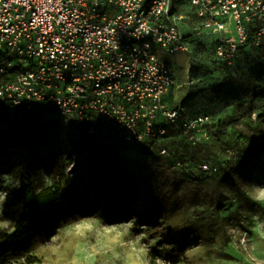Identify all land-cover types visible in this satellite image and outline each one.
<instances>
[{"label":"rangeland","instance_id":"rangeland-1","mask_svg":"<svg viewBox=\"0 0 264 264\" xmlns=\"http://www.w3.org/2000/svg\"><path fill=\"white\" fill-rule=\"evenodd\" d=\"M184 22L192 43L170 58L167 107L185 120L207 118L202 130L211 134L178 133L164 142L167 154L145 156L139 145L104 150L59 115L20 113L23 127L0 129V233H13L23 213L14 194L25 176L37 192L65 195L39 223L33 251L0 264H264V43L228 65L200 24ZM239 105L252 119L234 124ZM229 146L242 157H230ZM203 162L218 170L200 172Z\"/></svg>","mask_w":264,"mask_h":264},{"label":"built area","instance_id":"built-area-1","mask_svg":"<svg viewBox=\"0 0 264 264\" xmlns=\"http://www.w3.org/2000/svg\"><path fill=\"white\" fill-rule=\"evenodd\" d=\"M190 15L229 65L251 37L264 41V0H0V129L13 128L6 111L59 115L104 149L167 154L165 125L195 133L208 120L180 123L165 102L176 84L166 57L190 52Z\"/></svg>","mask_w":264,"mask_h":264},{"label":"trees","instance_id":"trees-1","mask_svg":"<svg viewBox=\"0 0 264 264\" xmlns=\"http://www.w3.org/2000/svg\"><path fill=\"white\" fill-rule=\"evenodd\" d=\"M191 18L200 24L199 20L193 16L190 15L189 18H187L185 21L191 20ZM185 23V22H184ZM188 23V22H186ZM206 36L213 37L218 42V37L210 34L203 33ZM184 35V34H183ZM185 39L191 44L192 39H190L191 35H184ZM252 37L250 38V41L247 45L241 48L240 57L236 59L234 63H237L241 61L245 55L246 52L249 51L252 48H256V46L253 44ZM264 43L260 44V46ZM216 49V47H215ZM174 56H168L166 59L172 64V61L170 58ZM226 64V62H224ZM229 65V64H228ZM231 65V64H230ZM173 66V64H172ZM174 69V66H173ZM170 94V93H169ZM168 94V95H169ZM168 95L165 97V102L168 104ZM171 110H177L180 114V123L186 121L183 117L181 111L177 108L171 109ZM20 112L17 110L14 111H6L4 115V121L6 124L12 126V129H15L16 127L22 126L23 122L20 124V121L17 122L18 115ZM253 115V110L250 109H244L242 110V105H239L236 109L235 115L232 117V121L234 124L245 122L246 119L251 120ZM8 118V119H7ZM10 119V120H9ZM10 122H6V121ZM34 121V120H31ZM26 122V121H25ZM17 125H16V124ZM30 124V123H29ZM28 125V124H27ZM32 125V123H31ZM247 128L251 127V125H246ZM207 127V126H206ZM166 128V134L164 136L163 146L164 142L167 138L172 137L175 134L185 132L186 130L184 128H178L174 129L169 125H165ZM3 129V128H2ZM212 126L207 127V133L211 134ZM225 132L223 130H220V132L217 133L218 136L223 135ZM257 133L262 137L263 144L259 146L258 148L263 149L264 148V130L261 129V127L257 130ZM97 143V142H96ZM121 146H124V144H116L112 149L113 151H117V149ZM136 146V145H135ZM141 150L144 153L145 156H150L151 151L155 148L148 144H142L139 145ZM102 148L101 146H99ZM104 149V148H102ZM156 149H159L157 147ZM104 150H110V149H104ZM243 153L247 152V149L241 150ZM147 152V153H146ZM227 154H229L230 157H234L235 159L241 158L242 154L239 152L236 148L228 147L226 150ZM204 163V162H203ZM207 168L206 170L204 168ZM200 172L202 173H213L218 170L217 166H211L209 167L208 164H201L199 167ZM68 185H70L68 183ZM65 191V190H64ZM64 192L62 190H53L52 188H47L45 190H42L40 192H37L35 190V187L31 181V178L29 176H25L23 178V185L19 190H17L14 194V198L18 202L23 203V213L21 216L16 220L15 226H14V232L11 234L8 233H0V262L7 263V260L9 257L18 258L22 256H26L30 254L36 243H37V235H36V229L41 222V220L44 218L47 212H53L54 210L58 209V206L60 202L63 200ZM164 256L165 261H170L172 257V252L166 251ZM39 262L38 260L31 259L30 257L27 258V264H33Z\"/></svg>","mask_w":264,"mask_h":264}]
</instances>
